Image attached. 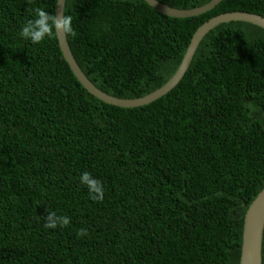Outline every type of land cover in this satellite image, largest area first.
<instances>
[{"label": "trees", "instance_id": "16d2710c", "mask_svg": "<svg viewBox=\"0 0 264 264\" xmlns=\"http://www.w3.org/2000/svg\"><path fill=\"white\" fill-rule=\"evenodd\" d=\"M56 3L0 0V264H240L245 214L264 189V29L218 24L176 87L127 108L81 85L55 34L20 36L28 9L55 15ZM233 11L264 17V0L186 18L144 0H66L64 14L89 80L134 99L175 74L202 24ZM84 171L103 182L102 202ZM46 210L70 224L46 228Z\"/></svg>", "mask_w": 264, "mask_h": 264}, {"label": "water", "instance_id": "95a60500", "mask_svg": "<svg viewBox=\"0 0 264 264\" xmlns=\"http://www.w3.org/2000/svg\"><path fill=\"white\" fill-rule=\"evenodd\" d=\"M156 11L175 18H186L201 15L207 11L212 10L219 2L222 0H211L209 3L196 7L193 9H177L164 4L158 0H144ZM66 0H57L55 7V14L63 15L65 9ZM230 21H244L252 23L264 29V17L250 12L244 11H233L228 13H222L217 15L210 20L202 24L197 31L194 33L187 51L177 69L175 74L160 88L157 90L139 98L128 99V98H118L112 96L95 86L85 73L80 68L79 64L75 60L73 53L70 49L69 43L67 41V36L61 34L57 36L60 49L62 54L70 66L73 74L81 85L93 96L100 99L101 101L120 106V107H137L149 104L158 98L164 96L169 91H171L183 78L185 72L189 68L192 61L194 53L203 39V37L215 26L220 23L230 22ZM263 232H264V189L257 195L254 201L249 206L245 218L244 227L242 234V248L240 264H262V242H263Z\"/></svg>", "mask_w": 264, "mask_h": 264}, {"label": "clouds", "instance_id": "9594fccd", "mask_svg": "<svg viewBox=\"0 0 264 264\" xmlns=\"http://www.w3.org/2000/svg\"><path fill=\"white\" fill-rule=\"evenodd\" d=\"M34 12L35 18L28 19L23 25L20 36L24 39H30L33 44L42 42L46 37H52L54 34L60 36L61 34L75 37L77 32L73 28V16L68 14H50L41 7L28 9ZM80 182L86 185L89 190L90 199L93 201L102 202L105 198V190L103 182L95 178L91 172L84 171L80 177ZM47 211L45 215V227L55 229L57 227L68 226L71 222L70 217L66 215H58L55 211ZM78 236L88 235V230L81 228L77 231Z\"/></svg>", "mask_w": 264, "mask_h": 264}]
</instances>
